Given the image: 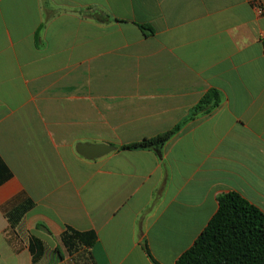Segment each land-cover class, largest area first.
Masks as SVG:
<instances>
[{
	"label": "crops",
	"instance_id": "obj_1",
	"mask_svg": "<svg viewBox=\"0 0 264 264\" xmlns=\"http://www.w3.org/2000/svg\"><path fill=\"white\" fill-rule=\"evenodd\" d=\"M228 192L264 212V0H0V264H176Z\"/></svg>",
	"mask_w": 264,
	"mask_h": 264
},
{
	"label": "trees",
	"instance_id": "obj_2",
	"mask_svg": "<svg viewBox=\"0 0 264 264\" xmlns=\"http://www.w3.org/2000/svg\"><path fill=\"white\" fill-rule=\"evenodd\" d=\"M81 13L100 23L111 21L108 14L98 10L86 9ZM221 101L220 94L213 91L202 99L195 112L214 109ZM180 128L179 125L156 137L123 146L121 150L152 149L160 152ZM217 202V213L176 264H264V212L236 192L220 195ZM61 241L69 254H75L82 248H92L97 235L68 228ZM145 249L149 254L147 245ZM29 250L33 261L37 262L43 257L45 248L39 239L31 237Z\"/></svg>",
	"mask_w": 264,
	"mask_h": 264
},
{
	"label": "water",
	"instance_id": "obj_3",
	"mask_svg": "<svg viewBox=\"0 0 264 264\" xmlns=\"http://www.w3.org/2000/svg\"><path fill=\"white\" fill-rule=\"evenodd\" d=\"M78 152L86 157L87 159H97L108 155L113 151L111 147L105 144H97V145H86L80 144L77 147Z\"/></svg>",
	"mask_w": 264,
	"mask_h": 264
}]
</instances>
